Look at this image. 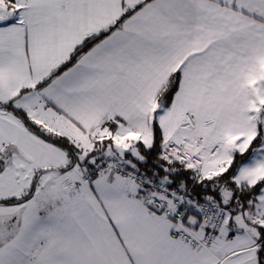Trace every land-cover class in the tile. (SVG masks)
<instances>
[{
	"label": "snow or ice",
	"instance_id": "1",
	"mask_svg": "<svg viewBox=\"0 0 264 264\" xmlns=\"http://www.w3.org/2000/svg\"><path fill=\"white\" fill-rule=\"evenodd\" d=\"M0 264H264V0H0Z\"/></svg>",
	"mask_w": 264,
	"mask_h": 264
}]
</instances>
